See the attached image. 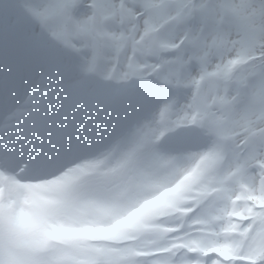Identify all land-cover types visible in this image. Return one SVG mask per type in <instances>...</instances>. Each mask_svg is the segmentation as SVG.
Masks as SVG:
<instances>
[{"label":"snow or ice","instance_id":"1","mask_svg":"<svg viewBox=\"0 0 264 264\" xmlns=\"http://www.w3.org/2000/svg\"><path fill=\"white\" fill-rule=\"evenodd\" d=\"M0 264H264V0H0Z\"/></svg>","mask_w":264,"mask_h":264},{"label":"clouds","instance_id":"2","mask_svg":"<svg viewBox=\"0 0 264 264\" xmlns=\"http://www.w3.org/2000/svg\"><path fill=\"white\" fill-rule=\"evenodd\" d=\"M174 195H175V193L172 192V191L166 192L165 194H163L161 196L160 199L153 200V202L150 205H148L147 207L148 208H154V207L155 208H161V209L167 211L168 209H167V200H166V198L171 199V198L174 197Z\"/></svg>","mask_w":264,"mask_h":264}]
</instances>
